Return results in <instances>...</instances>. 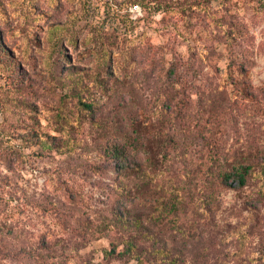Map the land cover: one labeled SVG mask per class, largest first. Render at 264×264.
I'll return each mask as SVG.
<instances>
[{"label": "rangeland", "instance_id": "obj_1", "mask_svg": "<svg viewBox=\"0 0 264 264\" xmlns=\"http://www.w3.org/2000/svg\"><path fill=\"white\" fill-rule=\"evenodd\" d=\"M261 156L264 0H0V264H264Z\"/></svg>", "mask_w": 264, "mask_h": 264}, {"label": "trees", "instance_id": "obj_2", "mask_svg": "<svg viewBox=\"0 0 264 264\" xmlns=\"http://www.w3.org/2000/svg\"><path fill=\"white\" fill-rule=\"evenodd\" d=\"M87 108L91 107L90 104H84ZM173 139V137H171ZM147 140V139H146ZM136 148L137 150L144 152L146 155V159L149 161L151 160V155L149 154V150L147 144L143 141V138L138 133L134 137L128 136L126 137L121 144H114L111 148V159L114 160L116 164V168L119 171H123L128 168L125 164V160L127 159V149ZM257 158V164L260 165L258 170L255 169L254 159L251 158L250 160H246L245 162H237L233 163L229 168H221L217 173V177L222 185L230 186L229 181H235L238 186H245L254 174L255 171L264 172V156ZM215 163L221 165L219 156L214 155ZM124 194V199L121 200L120 206L114 207L116 210L113 212L114 217L113 220L116 223H121L123 227L127 229L134 230V234L130 233L129 235L122 234V244L123 249L122 251H118L117 246H113L110 250H105V257L111 256H120V255H134L133 253L140 249L138 244L139 240L142 237L149 238V229H144L143 222L147 220V213L145 217L141 220L140 216H133L128 213L129 203L131 204L133 200V195H126ZM129 202V203H128ZM174 205L170 204V207H165L166 211L169 212L173 209ZM137 259L138 264H146L142 257L139 255H134ZM172 264V263H171Z\"/></svg>", "mask_w": 264, "mask_h": 264}]
</instances>
